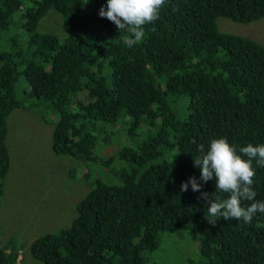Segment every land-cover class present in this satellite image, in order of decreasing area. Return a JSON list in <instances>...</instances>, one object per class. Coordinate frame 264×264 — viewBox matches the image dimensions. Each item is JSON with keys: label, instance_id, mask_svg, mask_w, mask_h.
Wrapping results in <instances>:
<instances>
[{"label": "trees", "instance_id": "obj_1", "mask_svg": "<svg viewBox=\"0 0 264 264\" xmlns=\"http://www.w3.org/2000/svg\"><path fill=\"white\" fill-rule=\"evenodd\" d=\"M29 1L0 0V36L13 19L21 32L0 50V196L10 169L7 117L38 100L58 116L51 152L68 157L66 177L87 190L66 227L32 240L31 257L41 264H148L144 253L158 248L161 234L187 229L203 258L196 264H264V214L213 226L200 193L180 190L194 176L211 200L226 198L215 177L199 181L193 160L215 138L241 155L248 144H264V48L215 25L217 17H263L264 0H167L132 49L123 43L127 33L99 16L107 0ZM50 11L67 35L39 29ZM19 77L23 100L16 97ZM83 93L85 101L75 99ZM117 122L131 139L142 125L143 138L112 148ZM109 144L111 152H98ZM115 160L121 166L110 169ZM253 168L255 201L264 202V167L253 160ZM106 172L111 180L100 178ZM16 245L10 239L0 247V264H14Z\"/></svg>", "mask_w": 264, "mask_h": 264}, {"label": "rangeland", "instance_id": "obj_2", "mask_svg": "<svg viewBox=\"0 0 264 264\" xmlns=\"http://www.w3.org/2000/svg\"><path fill=\"white\" fill-rule=\"evenodd\" d=\"M24 0V4H29ZM217 30L224 33L248 37L264 48V16L251 22H235L224 17L215 19ZM39 29L65 33L60 19L54 12H49L39 23ZM0 50H5L8 36H20L18 21L13 19L10 27L2 31ZM25 82L19 77L16 82V97L23 100ZM76 93L73 97H75ZM84 96V94H83ZM70 100V107L75 104ZM83 99L82 95L75 99ZM85 101L87 98L84 96ZM74 99V100H75ZM31 108L13 109L7 117L6 149L9 151L10 169L0 196V247L12 239L19 252L14 264H41L28 252L31 240L44 231L66 227L75 214L76 202L86 193L84 188L74 180L66 177L71 162L66 156L54 155L50 150L51 129L58 119L56 112L43 108L42 101ZM111 126V125H110ZM125 126L117 122L113 126L110 141L112 148L120 146L133 147L143 138L145 128L136 129L134 139L127 136ZM97 150V149H96ZM98 152H111V145L103 146ZM121 166L115 160L110 169ZM99 176V169L92 170ZM65 173V174H64ZM103 180H111L106 172ZM88 189L90 182H87ZM148 264H196L203 261L199 254L198 241L192 239L187 229H180L160 236L158 248L144 253Z\"/></svg>", "mask_w": 264, "mask_h": 264}, {"label": "clouds", "instance_id": "obj_3", "mask_svg": "<svg viewBox=\"0 0 264 264\" xmlns=\"http://www.w3.org/2000/svg\"><path fill=\"white\" fill-rule=\"evenodd\" d=\"M166 3L167 0H107L106 10L102 6L98 14L114 23L117 30L127 33L122 38L123 43L132 49L143 42L145 25L159 19ZM198 150L204 153V146L199 145ZM239 152L243 155L238 154L236 147L226 138H215L211 140L207 152L193 160V166L200 170L199 181L208 182L215 177L216 192L226 194V198L211 200L210 194L202 191V184L194 176L189 177L187 182H181V192L188 191L190 186L192 191L200 193L198 199L208 205L207 222L213 226L221 218L224 221L242 220L248 224L257 212L264 214V202L255 201L256 192L252 187L256 175L253 160L264 167V144H248ZM242 200L255 202L243 207Z\"/></svg>", "mask_w": 264, "mask_h": 264}]
</instances>
